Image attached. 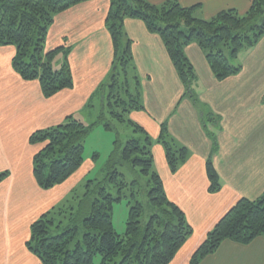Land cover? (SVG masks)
I'll return each mask as SVG.
<instances>
[{"label": "trees", "instance_id": "trees-1", "mask_svg": "<svg viewBox=\"0 0 264 264\" xmlns=\"http://www.w3.org/2000/svg\"><path fill=\"white\" fill-rule=\"evenodd\" d=\"M85 1L0 0V46L14 47L13 70L25 81L37 80L46 98L73 85L67 59L69 49L45 48L49 27L57 14ZM198 6H183L177 0L157 5L147 0H109L105 24L112 41V63L107 83L95 93L99 95L104 89L102 104L106 102L111 110L120 106L122 110H112L111 116L127 122L139 136L124 143L115 141L105 177L88 180L76 206L57 204L61 208L56 210L58 206L54 205L33 221L26 246L41 264H169L192 234L184 211L164 190L152 152L153 143H159L170 171L175 172L187 159V147L175 143L166 122L160 124L157 136L152 138L144 127L128 117L131 111L145 107L123 23L126 19L140 20L150 33L160 36L184 86L183 95L192 97L195 69L185 46L195 43L205 53L214 78L223 81L240 72L241 66L232 62L239 50L255 46L264 36V0H252L243 14L226 9L209 19L196 15ZM223 48L228 49L227 54ZM60 52L64 58L56 69L53 61ZM130 74L135 81L134 93L128 87ZM105 88H109V94ZM95 93L86 104L88 111ZM207 119L212 120L211 116ZM105 120L101 114L95 122L85 125L74 115H67L61 123L31 133L29 143L41 144L32 157V172L40 188L62 184L81 167L86 136L98 123L110 128ZM212 143L211 153L216 149V142ZM211 153L205 167L208 190L214 193L221 186ZM117 162L134 174L131 181L117 170ZM8 175V170L1 171L0 182ZM108 185L117 188L116 196L108 191ZM125 190L130 207L125 234L119 235L112 225V208L115 201L125 196ZM258 236L264 237V191L254 200L245 197L236 200L207 231L191 253L189 264H199L226 239L249 244ZM96 257L99 260L95 263Z\"/></svg>", "mask_w": 264, "mask_h": 264}, {"label": "crops", "instance_id": "crops-1", "mask_svg": "<svg viewBox=\"0 0 264 264\" xmlns=\"http://www.w3.org/2000/svg\"><path fill=\"white\" fill-rule=\"evenodd\" d=\"M147 1L157 5L165 0ZM177 1L183 6L199 5L196 15L205 19L226 9L244 13L252 2ZM108 7L109 0H87L55 16L48 30L45 48L50 50L62 46L69 49L67 59L73 85L51 97L43 96L37 80L25 81L13 70L11 58L14 47L0 46V172L9 170L11 173L0 182V264H41L26 246L30 226L42 213L60 203L72 188L70 178L73 175L60 185L42 189L34 178L32 159L30 156L26 160L22 158L28 151L31 156L34 155L41 147V144L29 143L32 132L55 126L67 115L80 119L76 115L89 114L85 109L88 100L107 83L113 55L111 37L105 24ZM124 32L132 40L136 75L142 73L147 82L153 80L152 90L162 89L165 97V91L169 89L167 96L171 100L162 107L157 98L159 107L152 106V110L143 100L145 109L131 111L130 119L144 127L152 138L157 136L164 121L176 142L182 141V136L193 139L182 144L177 142L187 147L188 156L175 172L170 171L162 146L159 143L152 145L154 168L162 178L164 190L168 198L184 211L193 228L192 234L169 264H189L191 253L207 231L236 200L241 197L254 200L263 193L264 125L260 123V126L257 124L251 128L246 126L250 118L246 120L247 116H242V121L239 120L237 109L247 103L240 102V95L236 100L238 89L213 90V85L204 84L201 93H196L192 86V97L183 95L184 86L173 75L176 72L160 36L150 33L144 23L136 19L126 20ZM199 50L205 60V53ZM63 58V52L56 55L53 67H58ZM190 61L194 67V61ZM203 62L205 64L206 60ZM206 67L205 74L211 81L214 76L207 62ZM252 100L257 101L254 106L262 104L258 102L260 99ZM203 103L208 104L205 105L211 122L203 118ZM182 110L185 117L179 121ZM254 114L259 116L260 112H251L250 117ZM209 123L211 127L208 129ZM175 125H178V130H175ZM213 141L216 142V149L211 153ZM210 153L221 186L214 193L208 190L205 167ZM199 264H264V237L258 236L249 244L226 239Z\"/></svg>", "mask_w": 264, "mask_h": 264}, {"label": "rangeland", "instance_id": "rangeland-1", "mask_svg": "<svg viewBox=\"0 0 264 264\" xmlns=\"http://www.w3.org/2000/svg\"><path fill=\"white\" fill-rule=\"evenodd\" d=\"M243 14V13H242ZM129 20V19H126ZM126 20H124L123 28L125 26ZM129 37V35H127ZM130 38V37H129ZM131 43V49H132V40L130 39ZM143 41L140 40V44H142ZM138 48H141V46H138ZM225 51V54L228 53V49L223 48ZM185 51L188 54V57L194 61V79L192 81V86L197 93H201L203 91L204 84L210 86L213 85V90H224L228 89V87H231L232 89H238L236 91V100L238 99L240 102H246L248 107L243 105L240 108L237 109V116L239 117V120L242 121V116H247L245 118L246 120L250 118V122H246V126H249L253 128L252 126H260V123H263L264 125V36L260 39V41L253 47H244L239 50L236 57L232 59V62L235 64H239L241 66V70L237 75L231 76L223 81H218L214 77L211 78L210 81L209 78L206 76L205 71L207 69L206 62L204 64L203 61L204 58L200 55L199 47L194 44H189L188 46H185ZM134 62V59H133ZM55 67L56 69L59 68ZM174 69V68H173ZM138 73V71H135ZM175 73V70H174ZM174 77L176 79V74ZM130 74V79H131ZM139 79V91H141V100L147 103L148 107L152 110L153 107L158 106L159 102L157 101V98H159V101L162 102V107L168 105L170 103V97L167 96L169 94V89H167L166 97L165 94H163L162 89H155V91L152 90L153 80L147 82V78L144 76V74L139 73L138 76ZM144 80V82L142 81ZM174 84V82H172ZM131 92H136L135 88V81L134 79L129 81V86ZM243 87L241 90L240 88ZM248 87V88H247ZM192 88V89H193ZM107 94H109V88H105ZM104 91V89H103ZM103 91H100L99 95L98 93H95L93 100H92V108L89 111V114H82V115H76L80 118L81 122L85 125H90L91 123L95 122L98 119V116L101 114H104V118L106 119V122L110 123V128H105L103 123H98L94 125L89 134L86 136L84 141V151H83V163L81 167L73 174V178L71 177L72 182V191L70 190L65 194L64 197L61 198L60 203H57L58 205H73L76 206L83 197L86 189L85 184L88 180H102L105 177V174L107 172V161L110 158V155L112 154L115 146V141L124 143L127 139H130L131 137H137L139 136V133H135L133 131V128L131 125H129L127 122H120L116 118H113L110 114V112L113 110L115 111H121V107H113L111 110L106 102L104 105L102 104V94ZM118 92V91H116ZM163 97L164 100H163ZM263 98V99H262ZM252 99H260L258 102H262V104L258 103L256 106L253 104H256L257 101H253ZM164 101V103H163ZM208 105L207 103H205ZM204 103L201 105V111L204 113L203 118L207 119V106ZM153 106V107H152ZM87 111V110H86ZM85 111V112H86ZM257 112L259 111V116L253 115L250 117L251 112ZM129 115V114H128ZM129 117V116H128ZM183 110L180 112L179 115V121H181V118H184ZM130 118V117H129ZM208 120V119H207ZM174 121L176 122L175 118ZM239 121V122H240ZM208 122V121H207ZM209 122H211L209 120ZM211 123L207 124L208 129L211 127ZM240 124V123H239ZM175 130H178V125H175ZM254 131V130H251ZM176 133H179V131H176ZM151 136V134H150ZM152 137V136H151ZM175 140V139H174ZM182 141H177L178 143L182 144L181 142H190V140L193 139H186L185 136L181 137ZM176 143V140H175ZM30 156L32 159L33 155H30V151H28L25 154V157L22 158V160H26V158ZM117 170L122 173L125 177V179L129 182L131 179L134 178V174L123 164L116 163ZM9 175L11 174L8 170ZM108 191L116 196L117 194V188L113 187L112 185H108ZM125 196H122V198L118 201H115L112 208V225L116 233L119 235H124L126 231V221L128 217L129 212V199L127 198L128 191H123ZM139 199H142L140 196ZM55 204V206H58ZM61 207H57L59 209ZM63 209V208H62ZM76 210V209H75ZM99 260V257L95 258V263Z\"/></svg>", "mask_w": 264, "mask_h": 264}]
</instances>
